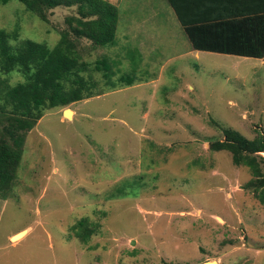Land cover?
<instances>
[{
    "label": "rangeland",
    "instance_id": "374dc122",
    "mask_svg": "<svg viewBox=\"0 0 264 264\" xmlns=\"http://www.w3.org/2000/svg\"><path fill=\"white\" fill-rule=\"evenodd\" d=\"M105 1L119 12L115 45L78 40L96 96L47 110L24 135L18 177L0 199V264H264V205L244 188L252 174L210 150L225 139L213 122L264 134V60L189 52L165 0ZM77 15L59 7L45 23L0 0L1 29L51 48ZM104 58L110 84L94 70ZM127 75L134 84L119 85ZM6 123L0 113V136ZM81 220L94 229L85 241Z\"/></svg>",
    "mask_w": 264,
    "mask_h": 264
},
{
    "label": "trees",
    "instance_id": "16d2710c",
    "mask_svg": "<svg viewBox=\"0 0 264 264\" xmlns=\"http://www.w3.org/2000/svg\"><path fill=\"white\" fill-rule=\"evenodd\" d=\"M16 1L45 23L49 21L48 12L59 7H76L78 15L67 18L70 30L61 32L60 41L53 48L47 43L23 40L17 30L0 28V113L7 120L0 136V199L3 200L9 198L18 177L24 135L35 127L47 110L65 108L96 96L99 82L89 73L90 64L82 59L78 40H90L94 47L114 46L119 17L118 8L105 0ZM249 27L259 30L252 38L253 41H262L259 50H235L241 39L234 35L221 38L218 27L187 26L185 32L195 50L264 59V16L252 20ZM212 33L216 36H211ZM108 61L107 58L98 60L94 67L107 81L114 75ZM14 72L21 74L24 80L12 85L9 76ZM134 82L128 75L118 80L122 86L125 83L132 86ZM111 87L116 85L111 84ZM213 124L222 130L225 139L211 141L210 150L228 151L235 166L250 170L253 178L244 188L264 205V134L249 139L239 131L223 128L216 122ZM87 225V220H81L74 227L81 230L79 238L82 241L94 231Z\"/></svg>",
    "mask_w": 264,
    "mask_h": 264
},
{
    "label": "crops",
    "instance_id": "0c3cea01",
    "mask_svg": "<svg viewBox=\"0 0 264 264\" xmlns=\"http://www.w3.org/2000/svg\"><path fill=\"white\" fill-rule=\"evenodd\" d=\"M167 6L164 8L166 18L177 21L183 30L187 26H196L198 28H216L218 35L223 37H236L241 39L237 42V51H256L259 50L262 41H253V34L259 33L249 27L252 20L264 16V0H165ZM211 36H216L214 33ZM210 37V36H209ZM136 40L135 44L144 47L143 39ZM188 38V37H187ZM189 40V39H188ZM247 40V41H245ZM130 42L129 38L126 39ZM190 42V40H189ZM232 43V42H231ZM228 45L231 46L230 43ZM232 47V46H231ZM146 52V50H141ZM205 52L195 50L190 42L189 52ZM212 53V52H208ZM215 54V53H214ZM221 54V53H216ZM225 55V54H222ZM235 56V55H233ZM240 57V56H237ZM248 58V57H244ZM264 60V59H260Z\"/></svg>",
    "mask_w": 264,
    "mask_h": 264
},
{
    "label": "water",
    "instance_id": "95a60500",
    "mask_svg": "<svg viewBox=\"0 0 264 264\" xmlns=\"http://www.w3.org/2000/svg\"><path fill=\"white\" fill-rule=\"evenodd\" d=\"M71 112H72L71 109H67V110L64 111V115L67 116L68 118H71V115H70ZM72 114H73V112H72ZM25 231H26V230H25ZM20 234H22V232L19 233V234L16 235V236H14L12 239L14 240V238L17 237V236H19ZM205 264H218V263H217V261H212V262H207V263H205Z\"/></svg>",
    "mask_w": 264,
    "mask_h": 264
},
{
    "label": "bare ground",
    "instance_id": "6f19581e",
    "mask_svg": "<svg viewBox=\"0 0 264 264\" xmlns=\"http://www.w3.org/2000/svg\"><path fill=\"white\" fill-rule=\"evenodd\" d=\"M73 112V111H72ZM71 112V113H72ZM71 113H70V115H71ZM72 116V115H71ZM28 231V230H27ZM27 231H24V232H22V234H20L19 236H17V237H15L14 238V241H17V240H22V238H24L25 236H26V234H27ZM21 233V232H20ZM13 240V239H12Z\"/></svg>",
    "mask_w": 264,
    "mask_h": 264
}]
</instances>
